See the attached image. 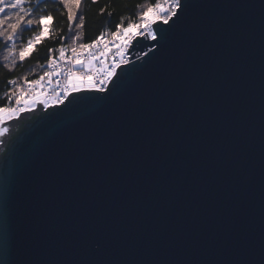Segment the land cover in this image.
I'll list each match as a JSON object with an SVG mask.
<instances>
[{"label":"water","instance_id":"water-1","mask_svg":"<svg viewBox=\"0 0 264 264\" xmlns=\"http://www.w3.org/2000/svg\"><path fill=\"white\" fill-rule=\"evenodd\" d=\"M188 2L105 92L0 125V232L6 195L21 260L264 259V0Z\"/></svg>","mask_w":264,"mask_h":264},{"label":"snow or ice","instance_id":"snow-or-ice-1","mask_svg":"<svg viewBox=\"0 0 264 264\" xmlns=\"http://www.w3.org/2000/svg\"><path fill=\"white\" fill-rule=\"evenodd\" d=\"M40 2L41 0H35L34 5L33 0H7V2L6 0H0V37H6L7 41H14L18 33L30 30L33 26L38 27L42 37L44 32L50 28L47 21L53 20L54 17L51 13L47 15H36L34 13V8H38ZM58 2L68 11L69 30H71L76 19H79V23L75 24V27L82 28L84 26V16H77V13L73 11V6L78 8L82 0H58ZM190 7L188 0H157L154 5L146 6L141 10L135 21L128 18L126 26L125 19L121 18L120 22L115 25V30L109 34L110 38H106L105 33L101 31L90 42L77 44L79 35L73 37L72 55L69 59L71 67L64 72L65 84L62 89L64 98H67L70 92H80L81 90L105 92L108 83L115 74V67H118V65H114L107 72L102 69L98 70V72H93V60L97 56L107 57L111 51L110 45H115L116 52L123 57L125 50L134 40L141 36L152 41H164L169 29L182 20V14ZM9 12L10 14H8ZM161 25H167L168 27L162 28ZM61 39L63 40L64 38L62 37ZM36 43L37 40L35 38L27 40L28 47L21 48L19 52L21 62L25 59V52L28 51V48L33 47ZM48 51L47 65L53 70L45 72L39 79L31 81V84L26 88L16 86L11 89L9 99L15 97L17 107H0V121L11 119L18 113L28 111L38 103L44 105L64 103V99H61L58 94L51 99L47 97L42 99L43 94L34 91L35 86L39 85L45 77H52L58 74L56 71L58 67L57 61L65 59L67 49L61 45L58 49H49ZM56 52H58V57L54 54ZM121 63H127V61L121 60ZM77 65L82 66L86 71H76ZM43 66L41 65V67ZM98 73L102 76V79L97 80L95 78ZM16 83L15 80L8 81L10 85L15 86ZM115 88L116 85L113 86V91H115ZM25 94L30 99L22 100ZM101 99L107 100L108 96ZM3 131H7V129ZM0 135H2V132H0ZM9 205V198L4 195L3 230L0 232V264H29L28 261H23L20 258V239L17 229L13 228L10 223ZM100 241L103 242V240ZM4 253L7 254V259L3 258ZM234 264H247V261L238 260ZM260 264H264V259L261 260Z\"/></svg>","mask_w":264,"mask_h":264},{"label":"trees","instance_id":"trees-1","mask_svg":"<svg viewBox=\"0 0 264 264\" xmlns=\"http://www.w3.org/2000/svg\"><path fill=\"white\" fill-rule=\"evenodd\" d=\"M156 2L157 0H82L77 16H84V26L76 28L75 24L79 23V19H76L69 30L67 9L60 5L58 0H41L39 7L34 8V13L36 15L51 13L54 19L49 20L48 35L41 37L29 53L25 54L23 62L20 61L18 51L27 46L28 39L40 36L38 27L33 26L30 30L18 33V37H15L13 42L7 41L6 37H0V107H16L15 97L9 99L11 89L16 86L26 88L31 81L49 72L47 65L49 49H58L62 45L67 49L65 54H69L73 46L72 38L76 35H79L77 44L90 42L101 31L105 33V36L110 37L109 34L115 30V25L121 18L125 19L126 26L128 18L135 21L141 10ZM33 4L35 5V0ZM12 54L13 56H10ZM54 54L58 57V52ZM41 65L44 66L41 67ZM9 80H15L16 85L8 84ZM26 96L27 94L22 97V100ZM20 130L21 128L17 133Z\"/></svg>","mask_w":264,"mask_h":264},{"label":"built area","instance_id":"built-area-1","mask_svg":"<svg viewBox=\"0 0 264 264\" xmlns=\"http://www.w3.org/2000/svg\"><path fill=\"white\" fill-rule=\"evenodd\" d=\"M106 38H110V37H107L106 36ZM128 48L125 50L124 56L121 57L120 55H117L118 53L116 52L115 45H110L111 51L109 52V54H108L107 57H99V56H97V58H96L97 67H96V69H95L94 72H98V70H100V69H102L104 72H107L109 69L107 71L104 69L105 66L102 65L104 62H106L108 64V61H109L110 62L109 64H112V66L113 65H118V67L120 65H122V64L129 63L131 61L132 55L131 54H128ZM71 55H72V53L65 54V59L63 61H60V60L57 61L58 67L56 68V71L58 72V74L57 75H54L52 77H48L47 80H50L49 84H45L44 88H42V90L45 89L44 90L45 91V96L46 95L47 96L48 95L52 96V95H57L58 94L61 99L66 100V98H64V94H63L62 89H63L64 84H65V75H64V72H66L67 69L69 67H71V64L69 63V59H70ZM121 60H126L127 63H121ZM52 70L53 69L49 67V71H52ZM95 78L97 80H99V79H102V76L99 75V73H98ZM37 86H35L34 91L36 93H39L38 92L39 91V88ZM40 93H42V92L40 91ZM25 99H29V97L27 96ZM52 104H48V106H52ZM53 105H55V104H53Z\"/></svg>","mask_w":264,"mask_h":264},{"label":"rangeland","instance_id":"rangeland-1","mask_svg":"<svg viewBox=\"0 0 264 264\" xmlns=\"http://www.w3.org/2000/svg\"><path fill=\"white\" fill-rule=\"evenodd\" d=\"M6 2H7V0H6ZM73 11H75L76 13H77V15H78V11H79V7L78 8H76L75 6H73ZM49 23H50V21L48 20L47 21V24L49 25ZM46 35H48V30H46L45 32H44V35L43 36H46ZM42 36V37H43ZM16 37H18V34L16 35ZM40 38H41V36H39V37H35V39L37 40V42L40 40ZM15 41V40H14ZM11 42H13V41H11ZM26 47H28V45L26 46ZM34 47V46H33ZM33 47H29L28 48V51L27 52H25V54H27V53H29V51L33 48ZM18 52H20V51H18ZM117 55H119V54H117ZM10 56H13V54L12 55H10ZM17 56V55H16ZM19 56V55H18ZM12 59H13V57H12ZM107 60V59H106ZM108 61V60H107ZM110 62L108 61V64L106 63V65H105V67H104V69L107 71L108 69L110 70V69H112L113 68V66H112V64H109ZM96 67H97V62H96V59L95 60H93V62H92V71L94 72L95 71V69H96ZM117 67H115V74H116V71H117V69H116ZM76 71H78V72H80V71H86V69L85 68H83L82 66H80V65H77L76 66ZM115 74H114V76H115ZM113 76V77H114ZM48 79V77H45L44 79H43V81L37 86L38 88H39V93H40V91L42 92V99L43 98H45V97H47V98H49V99H51L53 96H55V95H52V96H50V95H46L45 96V89H43L42 90V88H44V86H45V84H49V82H50V80H47ZM110 83V82H109ZM108 83V84H109ZM72 93V92H71ZM28 96V95H27ZM26 96V97H27ZM69 96V95H68ZM67 96V97H68ZM25 97V98H26ZM67 99V98H66ZM24 100V99H23ZM65 101V100H64ZM49 104H52V103H49ZM53 104H55V103H53ZM53 104H52V106H53ZM63 104V103H62ZM55 105H61V104H55ZM37 108V104L36 105H34L32 108H31V110H34V109H36ZM19 116V115H18ZM13 118H18V117H16V116H14V117H12L11 119H6V120H4V121H0V125L2 124V122H8V121H10V120H12Z\"/></svg>","mask_w":264,"mask_h":264},{"label":"bare ground","instance_id":"bare-ground-1","mask_svg":"<svg viewBox=\"0 0 264 264\" xmlns=\"http://www.w3.org/2000/svg\"><path fill=\"white\" fill-rule=\"evenodd\" d=\"M141 37H142V36H141ZM102 65H103V66H105V65H106V62H104ZM29 99H30V98H29ZM47 107H49V106H48V105H44V104H43V109H44V110H46V109H47ZM30 110H31V109H29L28 111H30ZM34 110H35V109H34ZM25 112H26V111H25ZM18 115H19V116H18ZM18 115H16V117H18V118H19V117H20V113H18Z\"/></svg>","mask_w":264,"mask_h":264},{"label":"flooded vegetation","instance_id":"flooded-vegetation-1","mask_svg":"<svg viewBox=\"0 0 264 264\" xmlns=\"http://www.w3.org/2000/svg\"><path fill=\"white\" fill-rule=\"evenodd\" d=\"M19 126H20V123H18L16 126H15V128H14V131L13 132H15L18 128H19Z\"/></svg>","mask_w":264,"mask_h":264}]
</instances>
